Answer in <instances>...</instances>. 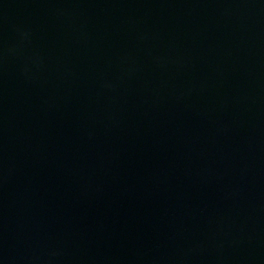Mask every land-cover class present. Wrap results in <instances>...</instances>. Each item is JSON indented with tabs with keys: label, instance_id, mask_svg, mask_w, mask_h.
Segmentation results:
<instances>
[{
	"label": "water",
	"instance_id": "1",
	"mask_svg": "<svg viewBox=\"0 0 264 264\" xmlns=\"http://www.w3.org/2000/svg\"><path fill=\"white\" fill-rule=\"evenodd\" d=\"M0 264H264V0H0Z\"/></svg>",
	"mask_w": 264,
	"mask_h": 264
}]
</instances>
